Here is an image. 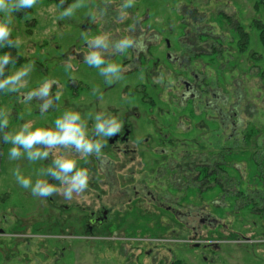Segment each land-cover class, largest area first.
<instances>
[{
  "label": "rangeland",
  "instance_id": "374dc122",
  "mask_svg": "<svg viewBox=\"0 0 264 264\" xmlns=\"http://www.w3.org/2000/svg\"><path fill=\"white\" fill-rule=\"evenodd\" d=\"M124 2L36 0L32 8L12 14L11 33L1 47L15 51H0V55L7 52L11 56L5 72L8 75L26 65H31V71L23 78L24 86L16 92L0 91V111L8 120L7 128L0 129V264H160L165 258V264H264V41L261 39L264 4L258 8L260 0H131L132 6L125 9ZM71 5L78 7L71 16H62ZM184 34H188L185 43L197 44V53L205 54L191 56L190 61L188 57L190 65L199 63L198 75L201 74V79L206 77L207 85L224 97L226 103L221 105V110H232L227 132L218 122H209L212 114L201 110V104H179L184 89H175L174 85L181 74L184 77L186 74L169 63L162 39L169 40L172 52L182 54L186 49L178 39ZM98 35H107L113 40L129 37L133 41L136 62L123 67L125 60L134 59L130 47L116 58L106 57L108 62L120 65L119 79H106L84 60L90 51L88 40ZM136 36L141 38L137 45ZM143 38L153 40L147 50L151 56L148 62L138 58L139 49L144 48L141 47ZM210 49L214 52L212 56L207 55ZM15 55L22 59L20 65L12 61ZM155 60L160 62L154 69L169 71L168 76L163 73V78L161 74L158 80L156 73H147ZM46 80L55 81L49 93L54 103L46 112H41L42 98L29 101L26 96ZM57 95L59 99H55ZM66 110L81 113L89 136L94 132L91 116L97 112L118 118L133 114L128 120L143 135L153 127L146 128L139 118L144 114L147 119L152 117L157 124L153 126L158 128L157 140L169 134V139L176 143L170 148L157 146L169 149L167 157L146 152V157L139 159L143 162L190 163L199 152L201 158L207 156L211 162L216 159L217 167L218 163L222 165L223 168H218L224 178L221 181L214 179L216 176H211L209 171L193 168L183 183L168 184L169 189L164 191L156 189L169 195L168 204L178 213L159 218L163 221L162 225L159 223L162 227L154 216H147L141 225L150 226L148 233L154 237L167 239L170 253L161 254L167 253L166 247L159 248L162 256L156 250L130 245L119 248L121 240L102 243L93 241L96 236L91 235L90 242L72 243L66 228L81 235L85 213L54 209L44 197L33 195L30 189L16 182L14 170L32 176L35 182L40 169L53 167L54 157L70 153L76 158L78 154L71 146L68 151H60L58 147L44 149L39 145L41 150L49 151L45 160L29 161L24 157L13 160L9 158L11 144L3 136L14 133L27 121L33 127H54L53 121ZM179 116L182 123L177 121ZM177 126L181 132L174 131ZM216 133L220 135L219 141ZM111 153L103 150L100 157L103 159L102 155ZM83 157L84 154L82 160ZM93 157L89 154L87 160ZM117 159L120 158L114 160ZM80 166L81 163L77 165ZM173 175L170 171L165 175L166 180ZM197 176H200L198 181L193 178ZM72 197V202L80 201L77 194ZM194 212H200L201 218L210 220L216 228L200 224L197 232L187 227L181 231L180 226L186 220L178 217ZM135 216L138 214L125 217L127 223L123 228L136 224ZM197 218L190 215L189 222H197ZM166 225L168 230H162ZM194 240L197 241L193 245L208 241L216 248L203 254L201 249L183 243ZM139 251L149 254L139 257Z\"/></svg>",
  "mask_w": 264,
  "mask_h": 264
},
{
  "label": "flooded vegetation",
  "instance_id": "af4514ba",
  "mask_svg": "<svg viewBox=\"0 0 264 264\" xmlns=\"http://www.w3.org/2000/svg\"><path fill=\"white\" fill-rule=\"evenodd\" d=\"M143 23V22H141ZM188 34H184L183 37L179 38V44L181 47H185V53L179 54L176 52H172L171 46L168 39H162L165 44L167 50V56L169 59V63L178 70V72L185 73L186 78L181 74L179 76V80L175 82L174 88L180 89L182 87L183 93L179 100V104L182 102H186V105L197 103L202 105L201 110H209L212 115L209 116V122L212 121L214 124H219L224 132L226 128L231 126L230 122L232 120L231 108L228 111L221 110V105H224L225 99L219 92L213 91L210 85L206 83V77L201 79V74L198 75L196 71V66H200L199 63H195L193 66L190 65L191 56L203 57L205 54H198L196 51V45L192 43H185L184 40L187 38ZM159 36H156V39ZM147 38L142 39L144 48L139 49L138 58L139 60L145 59L147 62L151 60V56H148L147 50L150 49V41ZM141 42L140 37L134 38V43L136 45ZM132 49V50H131ZM134 45L130 46L129 52L131 57L134 55V59L130 61V59L125 60L124 68L130 63L136 62V50H133ZM214 49V48H213ZM207 53L208 56H212L214 52L211 49ZM119 52L113 57L120 55ZM110 56H107L109 58ZM189 57V61H188ZM186 60V63H185ZM197 61V60H196ZM160 60H155L153 63V67L151 70L147 71L149 74L156 73L158 80L159 76L163 73H166L168 76L169 71H157L154 69L157 65H159ZM209 65H206L208 68ZM205 68V66H204ZM180 70V71H179ZM205 70V69H204ZM205 76V75H204ZM210 76H208L209 79ZM206 85L208 88H205ZM205 88V89H204ZM146 90H144L145 92ZM146 93V92H145ZM54 103V100H53ZM178 104V103H177ZM136 114V113H135ZM130 115H125L118 118L122 124L121 130L110 137H101L100 141L103 143V150L111 151L112 155L103 156V159L93 157V160H87L89 154H84L82 160L83 153H77L78 157H76V163L80 164L82 168H86L89 173V182L88 187L82 192H73L72 196H80V201H73L74 199H67L63 195V185H59V181H55L52 179L49 183H56L60 188V192L53 193L48 197H44L47 205L53 207L54 209H59L60 211H64L65 213L71 211H77L85 213L86 219H84V232L81 235H77L76 232L71 233V229L66 228L67 231L70 232L71 238L70 241L73 242H90L91 236L94 237V240L105 242L106 240H121V246L130 245L136 249H149L156 250L158 256H162L163 254L170 253L171 249L169 247V241L163 238L154 237L152 234L148 233V227L141 225L143 219H146L147 216H154L158 222V226L162 227L161 223L163 222L161 218L164 214L173 213L177 214L178 210L173 206H169V198L168 194L165 192H158L156 189H169L168 184H180L183 183L189 175L192 174L191 169L198 171H209L211 176H216L214 179L223 178L222 170L218 168H223L222 165L219 164L217 167L216 159L211 162V159L207 156L203 158L200 157L199 152L195 156V160L192 162H174V161H166V160H158V161H145L139 160L140 158L146 157V152L152 153L154 155H158V157H167L168 150L167 148H161L162 146L173 147L175 143L173 140L169 139V134L159 136L160 139L157 140L158 136V128L156 121H152V117L147 119L145 114L142 119V122L145 123L146 128L153 127L146 134H139L134 122H129L128 117ZM132 117V116H131ZM179 118L177 121H180ZM136 121V120H135ZM183 121H180L182 123ZM155 124V126H153ZM174 131L181 132L180 128L177 126ZM191 131V130H189ZM231 134V133H230ZM90 136L92 139L97 140V136L93 132ZM218 133H216V141H219ZM159 141V143H158ZM161 142V143H160ZM199 144V143H196ZM186 145V144H185ZM157 146H161L159 149ZM60 151H68V148H64L63 146H57ZM187 151V150H186ZM81 154V155H80ZM115 157L120 158L119 160H114ZM164 157V159H165ZM85 159V160H84ZM168 159V158H167ZM77 164V165H78ZM145 169V170H144ZM170 171L173 172V176L166 180L165 175H167ZM197 174H200L199 172ZM196 181L199 180L200 176L193 177ZM166 183H164V181ZM224 179V178H223ZM222 179V180H223ZM166 184V185H165ZM168 185V186H167ZM165 186V187H164ZM138 214V217L135 216L136 224H128L126 228V218L127 216H134ZM198 216L197 222H189V216ZM179 215H177L178 217ZM186 217V219H185ZM202 214L200 212L189 213L187 216H179L182 221L186 220V224H181V231L184 230V227L191 228L193 231H198V227L200 224H206L213 228L216 226L210 220L202 219ZM181 221V222H182ZM189 222V223H188ZM161 225H160V224ZM169 225L163 227L162 230H168ZM205 227V226H204ZM125 230H123V229ZM119 230H122L120 232ZM179 231V229H176ZM99 232V233H97ZM108 233V234H107ZM129 233V236L127 235ZM97 234V235H95ZM115 235V236H113ZM198 235V233H196ZM109 236V237H107ZM119 236V237H118ZM168 238V237H166ZM194 238H198L195 236ZM68 240V238H65ZM57 240V239H55ZM197 240L193 241H183L185 244L196 243ZM174 242H178L177 240ZM101 243V242H100ZM182 244V243H178ZM172 245V244H170ZM193 245V244H191ZM154 246V247H152ZM196 249H201L203 254L205 251L210 250L211 248H216L213 244H210L208 241H204L200 244H194ZM166 247L167 253H161L162 248ZM160 248V249H159ZM159 249V250H158ZM163 250V249H162ZM164 252V251H162ZM145 253L146 255L149 252L139 251L138 256H142ZM161 253V254H159ZM164 257V256H163ZM156 258L155 260H157ZM162 261L160 264H165L166 262Z\"/></svg>",
  "mask_w": 264,
  "mask_h": 264
},
{
  "label": "clouds",
  "instance_id": "9594fccd",
  "mask_svg": "<svg viewBox=\"0 0 264 264\" xmlns=\"http://www.w3.org/2000/svg\"><path fill=\"white\" fill-rule=\"evenodd\" d=\"M36 0H0V46H3L11 33L12 14L22 9L32 8ZM132 6L131 0H125L123 8ZM78 5H71L61 15L71 16ZM90 51L84 56V60L90 66L96 68L106 79H119L121 67L119 64L106 60L108 55H116L132 46L133 41L129 37L111 39L107 35H98L88 40ZM11 56L5 52L0 55V91L16 92L24 86V79L31 71V65H26L15 72L4 75L5 67L10 63ZM55 81H44L35 91H30L26 99L34 97L42 98L40 111L46 112L53 104V97L49 95ZM55 99H59L57 95ZM94 121L93 128L97 137H110L121 130L120 120L103 111L91 116ZM6 114L0 111V129L7 128ZM54 127H33L30 121L24 122L14 133H6L3 140L10 143L9 158L16 160L21 157L29 161L45 160L49 151L57 146L68 148L71 146L76 153L91 154L97 158L101 156L103 143L92 139L86 131L87 122L78 111L66 110L60 117L53 121ZM53 167L40 169L39 176H46L59 181L63 185V195L70 199L73 192H82L88 187L89 173L86 168L77 167L76 159L69 153L58 158H53ZM16 182L24 189H30L33 195L48 197L54 192L59 193L60 188L56 183H49V179L38 178L33 182L32 176L22 174L18 169L13 171Z\"/></svg>",
  "mask_w": 264,
  "mask_h": 264
},
{
  "label": "trees",
  "instance_id": "16d2710c",
  "mask_svg": "<svg viewBox=\"0 0 264 264\" xmlns=\"http://www.w3.org/2000/svg\"><path fill=\"white\" fill-rule=\"evenodd\" d=\"M73 1H76V0H73ZM262 2H264V0H260V2L256 5L258 8H261V5L262 4H264V3H262ZM68 3H72V1L70 2V1H68ZM263 29H264V27H263ZM261 39L264 41V30L261 32ZM7 50H13V51H15V49L14 48H2L1 46H0V51H7ZM215 50V49H214ZM12 61H15L18 65H20L23 61H22V59H20L19 57H17L16 55L12 58ZM7 74V72H5V70H4V75H6ZM238 96L240 97V94H239V92H238Z\"/></svg>",
  "mask_w": 264,
  "mask_h": 264
}]
</instances>
